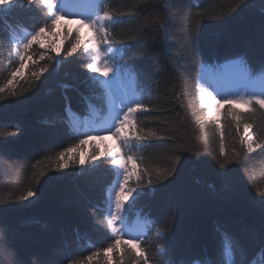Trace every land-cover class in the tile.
Instances as JSON below:
<instances>
[{
  "label": "trees",
  "instance_id": "obj_1",
  "mask_svg": "<svg viewBox=\"0 0 264 264\" xmlns=\"http://www.w3.org/2000/svg\"><path fill=\"white\" fill-rule=\"evenodd\" d=\"M98 9L120 21L107 32L119 47L113 59L135 74L148 109L134 113L123 147L138 162L124 208L139 249L124 237L111 248L112 152L72 115L107 111L88 68L91 39L58 20L52 27L39 0H10L0 3V264H223L226 246L238 264H264V109L224 104L213 117L198 86L203 64L240 59L264 73V0H106Z\"/></svg>",
  "mask_w": 264,
  "mask_h": 264
},
{
  "label": "rangeland",
  "instance_id": "obj_2",
  "mask_svg": "<svg viewBox=\"0 0 264 264\" xmlns=\"http://www.w3.org/2000/svg\"><path fill=\"white\" fill-rule=\"evenodd\" d=\"M10 0H7L9 3ZM77 4V2H76ZM82 7L79 10V7ZM66 12L77 13V15H61L60 20H58V24L66 25L68 28H73L79 30L82 41H87L89 38L91 41H97V33L96 30L90 26L89 22L85 20V17L93 12L99 13V15H103L102 12L98 11V7L94 6L92 2H82L75 6H70L67 3V7L65 8ZM62 19V20H61ZM81 21H84L81 23ZM107 23V22H104ZM108 31V29H107ZM114 51H115V46ZM103 48V46H102ZM110 54L112 53H104L102 55L101 60L98 62L99 66H103L105 62H107L110 66L113 67L114 71L119 68L120 71L115 72V76L110 74L111 80L110 83L105 88L106 97L108 100V110L101 114V119L96 124L94 121L96 120V108L93 107L91 116H80L75 112H72L73 118L77 122H83L86 132L88 134L89 139H93L92 143L94 146L100 148V151H110L113 154L120 152L123 153L125 157L126 149L121 147V141L117 139L113 130H109L113 123V119L118 112H121L125 109V107L133 100H140L142 102V91L137 85L135 74L128 70L127 68H121L116 60L109 59ZM95 61V53L94 60ZM97 78L100 79H108L102 76V73H94ZM198 86L200 90L201 96L205 97L207 103L205 105L211 104L212 100L209 97H215L217 100H221L222 106L223 98L227 97L228 99L237 100L240 98H251L250 94L253 92H259L262 86H264V79H262L261 75L254 76L251 75L245 68L244 64L240 59H230L226 62H223L220 65H206L203 64L201 67V73L199 76ZM239 106H246L243 103H235ZM222 107L218 109V116L220 115V110ZM133 115L130 114V120L133 121ZM130 124H125L122 135H126L128 127ZM130 143L126 146H130ZM91 143L89 142L86 146V151L82 153L81 158H84L87 152V148ZM133 160L129 162V168L135 164L137 167V161L134 154H131ZM117 169V175L113 182L111 183L108 190V212L107 217L109 218V212L112 210L114 205L115 193L118 192V184L122 182L121 172L122 169L119 168L118 165H115ZM134 173V172H133ZM126 199H130L131 196H128L127 193L124 194ZM142 224L143 230L146 227L147 222L145 219L140 221ZM117 227L120 228V232L123 233L125 229L120 226L119 222ZM140 228V229H142ZM132 235H136V231L134 230ZM129 242L135 243L131 240V236L122 235ZM139 249V245L137 247ZM225 256L226 259H232L230 247H225ZM195 264H199L196 262Z\"/></svg>",
  "mask_w": 264,
  "mask_h": 264
},
{
  "label": "snow or ice",
  "instance_id": "obj_3",
  "mask_svg": "<svg viewBox=\"0 0 264 264\" xmlns=\"http://www.w3.org/2000/svg\"><path fill=\"white\" fill-rule=\"evenodd\" d=\"M7 0H0V3H6ZM25 2V0H14V3L17 5H21ZM27 4H32L34 0H26ZM106 2V0H93V4L96 7H99L103 5ZM39 3L47 9L48 16L51 20V26L54 27L57 20L60 19L61 15H77V13H71L66 12L65 8L67 7V0H39ZM11 7V5H9ZM199 13L197 14L196 23L199 24ZM85 20H87L91 27H93L98 36L97 41H89L84 45L85 50L91 49L95 53V61L88 64V68L92 73H102V76L108 79H98L93 78L102 86H106L110 83L111 77L115 76L116 71H120L119 68H117L115 71L112 66H110L107 62L103 64V66H99L98 62L101 60L102 55L104 53H113V56L109 57V59L114 58V44L117 42L115 39H109V36L107 34L108 28H114L120 21L118 19H114V16L109 14V12L104 11L103 15H99L96 12H93L85 17ZM84 21H81L83 23ZM107 22V23H104ZM48 25L46 24L45 27H41L39 31L35 32L34 35H31V39H29L26 43L23 44V48L25 50L29 49L33 42H36L38 38L45 32ZM78 35V30H77ZM80 41L77 39V43L72 46V48L68 51L67 55H71L73 52L77 50V47L79 46ZM43 47V45H41ZM103 46V48H102ZM124 47H127V45H124ZM115 51H119V47L115 49ZM20 55V59L23 60L24 56L22 54ZM41 59H43V56H41ZM245 64H247V61H244ZM24 65L21 64V68ZM262 79H264V73L260 74ZM2 91V90H0ZM251 98L245 99L240 98L237 100L228 99L227 97L223 98V104L233 105L235 103H243L245 105L251 106L253 104L259 105L261 109H264V86L261 87L259 92H253L250 94ZM209 99L212 100L211 104H208L210 115L213 117L218 116V109L222 107L221 100H217L215 97H209ZM201 101L204 103H207L204 96H201ZM148 111L147 108H145L142 105V102L140 100H133L131 101L124 110L121 112H118L116 116L113 119V123L111 125V128L109 130H113L114 134L116 135L117 139L121 141V147L127 146L130 142V137L126 135H122L123 129L125 124H130L132 121L130 120V114H134L137 112H146ZM229 112L232 113L233 109L229 108ZM239 113H235L233 115V119L239 118ZM217 124H219V120L217 119ZM239 126V125H238ZM245 131L251 127L250 124H245ZM150 136H155V133H149ZM221 149L223 151V130H221ZM133 136L137 141L140 140H147V136H136L135 133H133ZM81 143H84L82 141ZM248 148L251 149L253 147V144L251 141L248 142ZM256 147H260L259 144H256ZM68 151H71L69 149ZM65 153H61L60 156L63 158ZM112 155V162L115 165H118L120 169L123 171L121 172L122 176V182L118 184V192L115 193V199H114V205L112 210L109 212V218L107 220L108 225L112 229V233L115 235L114 243L111 245V248H115L117 244L121 242L122 235H128L131 236V240L135 243H132V250H135L138 247V242L141 238V234L137 233L136 235H132L134 231L133 223L128 219L127 213L124 208V200L126 197L124 196L125 193V185L128 184L132 173L136 171L135 164L132 165L131 168H129V162L133 160V157L131 155H128L127 157L124 156L123 153L117 152V153H110ZM141 177L138 175L136 177L137 180H139ZM135 189L129 188L127 190V195L131 196L132 192H134ZM34 193L32 191H28L27 196L21 197V199H28L29 197H32ZM262 196H264V192L261 193ZM120 224L121 227L125 229L123 233L120 232V228L117 227V224ZM127 247V245H126ZM109 249H104V252L106 253ZM233 255H234V250ZM262 251H264V248H262ZM222 253V257H223ZM140 259L144 260V264H147V258L145 256H140ZM89 260L92 259V257H88ZM223 264H238V262L233 259H224Z\"/></svg>",
  "mask_w": 264,
  "mask_h": 264
},
{
  "label": "bare ground",
  "instance_id": "obj_4",
  "mask_svg": "<svg viewBox=\"0 0 264 264\" xmlns=\"http://www.w3.org/2000/svg\"><path fill=\"white\" fill-rule=\"evenodd\" d=\"M99 14V13H98ZM117 170V169H116ZM108 190H109V188H107V190H106V194H107V196H108Z\"/></svg>",
  "mask_w": 264,
  "mask_h": 264
}]
</instances>
